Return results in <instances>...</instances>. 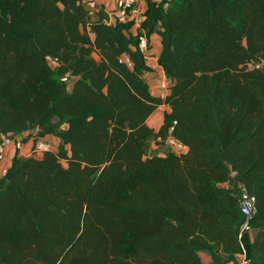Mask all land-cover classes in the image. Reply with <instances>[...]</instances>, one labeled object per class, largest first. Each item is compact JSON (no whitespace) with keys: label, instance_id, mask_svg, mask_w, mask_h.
I'll list each match as a JSON object with an SVG mask.
<instances>
[{"label":"trees","instance_id":"obj_1","mask_svg":"<svg viewBox=\"0 0 264 264\" xmlns=\"http://www.w3.org/2000/svg\"><path fill=\"white\" fill-rule=\"evenodd\" d=\"M133 23L0 0V136L59 139L0 178V264H241L243 246L264 264V0H147ZM143 33L161 40L164 97ZM173 125L185 154L164 150ZM243 189L257 212L240 239Z\"/></svg>","mask_w":264,"mask_h":264},{"label":"built area","instance_id":"obj_2","mask_svg":"<svg viewBox=\"0 0 264 264\" xmlns=\"http://www.w3.org/2000/svg\"><path fill=\"white\" fill-rule=\"evenodd\" d=\"M139 0H116L117 8L114 15V20L120 22H127L133 19V11L137 6ZM139 48L145 54L146 57L149 56V39L146 34H141L139 36ZM51 60V59H50ZM121 62H125L128 65H131V59L129 54L124 53L120 59ZM260 65L257 64L256 67ZM64 82H68L70 85L71 76L67 74L65 77L62 78ZM177 124V121H174V125ZM174 125L171 126L170 134L165 139V145L172 150L177 155H182L187 153L188 146L182 142L181 140L177 139L173 134L172 131L174 129ZM23 141L21 139H16V137H12L11 135H4L0 136V162L5 158L7 153L8 146H14L16 152L18 151L21 155L24 156H41L45 151H48L53 148L52 144L43 138L36 139L33 142L32 147L28 151L22 150ZM241 208L245 215V223L241 227V231L239 234V238L243 237L244 231H250V222L252 217L257 212L256 208V198L255 196L251 195L246 189L242 190L241 193ZM241 256V264H250L249 259L247 257L246 250L243 246V252L239 254Z\"/></svg>","mask_w":264,"mask_h":264},{"label":"crops","instance_id":"obj_3","mask_svg":"<svg viewBox=\"0 0 264 264\" xmlns=\"http://www.w3.org/2000/svg\"><path fill=\"white\" fill-rule=\"evenodd\" d=\"M85 1H88L93 5L103 6L106 9V11L109 13L111 20H114L115 11L117 8L116 0H85ZM154 1L161 2L162 0H154ZM146 7H147V0H139V2L137 3V6L135 7V9L133 11L134 23H133L132 31L134 34L137 32L141 21L144 19V11H145ZM149 46H150V49H149V53H148L149 56L147 57V60H148V64L153 68L154 71L147 73V75L151 74L150 77L152 79L153 78L152 74H155V71H156L157 74H159L161 77L166 78V75H165L163 68L161 66H159V64H158V56H159V53L161 51V40H160L159 35L153 34V35L149 36ZM157 81L158 80L154 79V84H155V87H154L153 83H151V81L149 80L152 93L154 95H158V96H163V97L166 96L169 93V90H167V92L163 93V94H160V92H158L159 90H157V91L155 90L158 88V86L161 87L160 83H158ZM159 110H162L163 114H164V112L170 111L171 108L169 105L165 104V105H162L159 108ZM159 110L157 111V113L159 112ZM157 113L152 115L149 118V120L152 117H154L155 115H157ZM163 114H162V120H163ZM16 139H21L23 141V145H22L23 151L30 150V148L32 147L33 142L35 140V138L31 136V132H29V131L24 132L22 134H19L18 136H16ZM44 140H46L52 144V146H53L52 149H55L59 144V139L57 137H54V136L44 137ZM15 153H16V149L14 146H8L7 147L6 156L0 162V178L5 174L7 169L12 165V161H13V157H14ZM203 254L206 256V259L204 258ZM201 256L207 264L211 263L212 259H211L210 254H208L207 252H201ZM238 258L241 261L240 255H238ZM229 264H233V263H229Z\"/></svg>","mask_w":264,"mask_h":264},{"label":"rangeland","instance_id":"obj_4","mask_svg":"<svg viewBox=\"0 0 264 264\" xmlns=\"http://www.w3.org/2000/svg\"><path fill=\"white\" fill-rule=\"evenodd\" d=\"M51 64L53 65V61H51ZM150 75L151 74H148V75L146 74V78H147L148 81L150 80L151 83H153V86L154 87H155L154 79L155 80H158L157 82L160 83V85H161V87L158 86V88L155 89L156 91L159 90L158 92H160V94H163V93H166L167 90H169L170 81H169V79L167 77L166 78L161 77L159 74H157L156 71H155V74H152V76H153L152 79H151ZM162 114H163V111L162 110H159V112L157 113V115H155L150 120H148L149 125L152 126V127H154V128H156V129H159L160 128V125H161V122H162ZM167 149H168V147L165 145L164 150H167ZM161 154L164 155V153H161ZM254 233L255 232H252V235ZM203 256L206 259V256L204 254H203Z\"/></svg>","mask_w":264,"mask_h":264},{"label":"water","instance_id":"obj_5","mask_svg":"<svg viewBox=\"0 0 264 264\" xmlns=\"http://www.w3.org/2000/svg\"><path fill=\"white\" fill-rule=\"evenodd\" d=\"M232 171L235 172V169L232 167Z\"/></svg>","mask_w":264,"mask_h":264}]
</instances>
